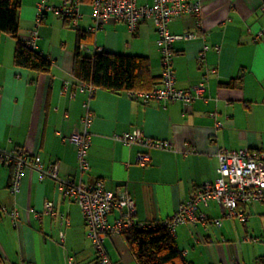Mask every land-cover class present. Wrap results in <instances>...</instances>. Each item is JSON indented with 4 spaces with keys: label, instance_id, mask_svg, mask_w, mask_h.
Masks as SVG:
<instances>
[{
    "label": "crops",
    "instance_id": "crops-1",
    "mask_svg": "<svg viewBox=\"0 0 264 264\" xmlns=\"http://www.w3.org/2000/svg\"><path fill=\"white\" fill-rule=\"evenodd\" d=\"M20 1L19 37L29 40L37 30L35 50L49 57L52 66L49 72L16 66L15 39L1 35L0 151L21 148L39 155L46 166L56 162L61 178L102 179L110 190H125L135 201V218L150 223L168 218L194 189L218 176L220 149L248 148L264 155V0H201L200 19L186 16L169 23L174 34L198 35L173 43L176 86L204 82L206 87L204 97L188 106L180 101L145 103L131 98L127 90L96 88L91 96L74 73L79 28L90 33L82 42L89 51L83 53L144 55L153 75L160 76L161 53L152 21L141 22L135 32L113 20L93 30L89 0H84L76 25L62 17L59 21L51 12L38 22L39 0ZM204 45L209 48L204 50ZM88 110L89 170L81 173L68 137L83 131ZM135 128L147 137L169 140L172 149L126 145L114 138ZM142 153L150 155L144 165L138 163ZM12 175L13 167L0 161V264H99L80 206L60 191L57 181L25 168L15 194L10 189ZM46 201L54 203L53 212L46 211ZM242 207L246 223L225 217L214 201L200 206L207 221L176 230L185 257L192 264H264V203ZM2 208H17V222ZM118 216L117 211L110 213L108 222ZM216 218L221 226L211 222ZM105 246L112 264H137L120 233L107 235Z\"/></svg>",
    "mask_w": 264,
    "mask_h": 264
},
{
    "label": "built area",
    "instance_id": "built-area-1",
    "mask_svg": "<svg viewBox=\"0 0 264 264\" xmlns=\"http://www.w3.org/2000/svg\"><path fill=\"white\" fill-rule=\"evenodd\" d=\"M84 0H59L58 3L49 0H39L37 5V21L42 16L51 12L54 15L68 18L72 25H76L82 16L81 5ZM94 25L97 30L106 21L113 20L125 23L131 32H135L143 21H152L158 37L157 47L161 53L162 71L160 79L151 89L127 90L131 98H139L143 102L156 101H180L188 106L198 98L205 95L206 87L200 82L190 88H179L173 70L174 47L173 43L178 39H196V31H186L174 34L169 29V23L178 18L192 16L201 18V0H152L150 4H141L138 0H89ZM199 28V26H198ZM37 30L31 31V39L27 44L35 47ZM209 45H204V50ZM82 51H89L85 43L80 44ZM203 53L199 58L202 59ZM81 89L89 91L92 96L95 87L80 81ZM92 114L88 110L82 118L83 131L68 137L69 142L75 146L78 157V168L81 173L89 170L87 152L90 147L89 126ZM220 125V123H219ZM114 138L126 145L139 144L146 148L170 150L172 143L169 140H158L147 137L142 130L135 128L122 134L114 135ZM218 156V176L214 180H207L204 184L191 192L190 197L183 201L178 208L165 220L159 221L165 225L170 233L175 236L177 227L197 222L205 223L207 214L200 206L207 207L211 201L216 202L223 210V215L235 218L246 223L248 215L243 205L258 202L264 203V155L248 148L220 149ZM150 160L148 153L139 155L138 163L144 165ZM0 161L13 167V175L10 189L18 193L21 188L22 174L25 168L36 170L40 178L50 177L57 181L60 191L72 201L76 202L81 210L86 227V235L91 241L95 257L99 264H112L105 246V238L111 233H121L130 228L145 229L152 226L150 222L138 221L136 217L135 201L125 190L117 188L110 190L102 179L91 182H76L71 178H61L56 162L46 166L39 155L29 153L17 148L11 151H0ZM46 211L53 212L54 203L46 201ZM9 215L15 223L19 218L17 208L1 209ZM114 211L119 216L113 223L108 222V215ZM215 225L221 226V219L211 220ZM264 227V223H263ZM63 237V232H60ZM251 239L247 237L245 240ZM31 264V263H21Z\"/></svg>",
    "mask_w": 264,
    "mask_h": 264
},
{
    "label": "trees",
    "instance_id": "trees-1",
    "mask_svg": "<svg viewBox=\"0 0 264 264\" xmlns=\"http://www.w3.org/2000/svg\"><path fill=\"white\" fill-rule=\"evenodd\" d=\"M20 7V0H0V37L8 34L15 39L13 60L16 66L49 72L51 59L19 37ZM64 21L70 24L68 18ZM89 36L88 31L76 28L74 73L80 81L114 93L131 89L148 90L158 83L160 76L153 75L147 56L106 51L93 55L83 53L80 44ZM226 85L231 86L232 82ZM151 223L149 228H130L120 233L136 263L192 264L168 228L160 222Z\"/></svg>",
    "mask_w": 264,
    "mask_h": 264
},
{
    "label": "rangeland",
    "instance_id": "rangeland-1",
    "mask_svg": "<svg viewBox=\"0 0 264 264\" xmlns=\"http://www.w3.org/2000/svg\"><path fill=\"white\" fill-rule=\"evenodd\" d=\"M139 1H140L141 3H144V4L148 2V0H139ZM50 15L56 17V19H58L59 21H61V17L54 15V13H50ZM67 28H68V27H67ZM56 29H57L56 31H60L59 28H56ZM68 29L70 30V28H68ZM72 31H74V30H72Z\"/></svg>",
    "mask_w": 264,
    "mask_h": 264
}]
</instances>
